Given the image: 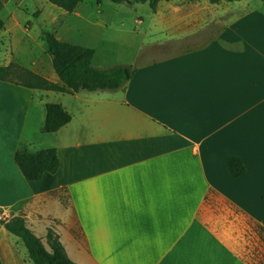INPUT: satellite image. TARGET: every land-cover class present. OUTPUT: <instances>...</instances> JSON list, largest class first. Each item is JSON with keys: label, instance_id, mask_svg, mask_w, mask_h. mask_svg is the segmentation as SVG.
I'll list each match as a JSON object with an SVG mask.
<instances>
[{"label": "crops", "instance_id": "crops-1", "mask_svg": "<svg viewBox=\"0 0 264 264\" xmlns=\"http://www.w3.org/2000/svg\"><path fill=\"white\" fill-rule=\"evenodd\" d=\"M18 7L0 0V68L62 86L38 25L48 18L32 22ZM262 22L202 43L182 34L140 45L125 66L134 77L116 91L0 80L2 218L23 220L46 246L53 231L76 264H264ZM23 52L34 54L28 65ZM47 104L72 117L56 133L42 132ZM21 149H56L58 172L26 179ZM229 157L242 160L243 176L230 174ZM0 264H34L1 224Z\"/></svg>", "mask_w": 264, "mask_h": 264}, {"label": "rangeland", "instance_id": "rangeland-1", "mask_svg": "<svg viewBox=\"0 0 264 264\" xmlns=\"http://www.w3.org/2000/svg\"><path fill=\"white\" fill-rule=\"evenodd\" d=\"M10 1L32 22L43 12L48 18L38 21L39 27L46 25L43 32L49 31L71 45L93 49L97 55L93 65L97 68L101 62L104 67L130 65L140 45L174 40L182 34L202 43L220 39L226 30L239 24L247 30L258 28L264 19L263 0L219 4L207 0H163L156 11L148 3L128 5L105 0L97 5L96 0H84L73 13L64 12L49 0ZM247 15L251 21H244ZM21 56L24 65H28L34 54L23 52ZM11 66L7 75L10 80L30 82V69Z\"/></svg>", "mask_w": 264, "mask_h": 264}, {"label": "trees", "instance_id": "trees-1", "mask_svg": "<svg viewBox=\"0 0 264 264\" xmlns=\"http://www.w3.org/2000/svg\"><path fill=\"white\" fill-rule=\"evenodd\" d=\"M84 0H49V2L66 13H73ZM105 0H96L101 5ZM114 4H149L153 11L157 10L163 0H107ZM210 4L221 2L235 3L243 0H207ZM264 4V0H263ZM4 21L0 19V33L4 30ZM43 40L48 53L53 57V68L62 86L30 73V82L25 86L31 89L52 91L58 93L77 94L81 92L116 91L123 88L135 75L129 67L119 66L111 69H100L93 65L95 51L60 41L53 33L43 32ZM13 66L0 68V80H10L7 75ZM71 115L59 104L46 105V120L43 133H56L71 121ZM15 162L24 177L30 181H38L45 174H56L60 168V160L56 149L41 150L30 153L21 149L15 154ZM227 168L236 178L243 176L246 167L237 157L227 159ZM0 224L21 238L34 264H76L72 262L60 242L59 236L49 230L47 246L38 238L23 220L3 219L0 212Z\"/></svg>", "mask_w": 264, "mask_h": 264}]
</instances>
